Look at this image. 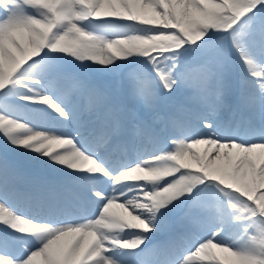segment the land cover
Wrapping results in <instances>:
<instances>
[{
  "label": "snow or ice",
  "instance_id": "snow-or-ice-1",
  "mask_svg": "<svg viewBox=\"0 0 264 264\" xmlns=\"http://www.w3.org/2000/svg\"><path fill=\"white\" fill-rule=\"evenodd\" d=\"M0 264H264V0H0Z\"/></svg>",
  "mask_w": 264,
  "mask_h": 264
}]
</instances>
